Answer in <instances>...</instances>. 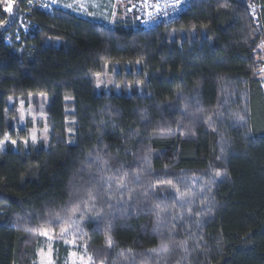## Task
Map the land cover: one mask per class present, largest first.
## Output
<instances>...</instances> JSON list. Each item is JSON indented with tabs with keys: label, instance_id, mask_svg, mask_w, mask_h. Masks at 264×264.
I'll list each match as a JSON object with an SVG mask.
<instances>
[{
	"label": "trees",
	"instance_id": "trees-1",
	"mask_svg": "<svg viewBox=\"0 0 264 264\" xmlns=\"http://www.w3.org/2000/svg\"><path fill=\"white\" fill-rule=\"evenodd\" d=\"M261 45L264 0L149 30L0 0V141L19 99L47 96L49 126L0 150V264H36L45 232L56 264L71 242L95 264H264ZM116 66L121 90L98 91Z\"/></svg>",
	"mask_w": 264,
	"mask_h": 264
},
{
	"label": "rangeland",
	"instance_id": "rangeland-1",
	"mask_svg": "<svg viewBox=\"0 0 264 264\" xmlns=\"http://www.w3.org/2000/svg\"><path fill=\"white\" fill-rule=\"evenodd\" d=\"M37 2L38 6L44 11L58 7L63 10H69L77 16L101 22L109 26L128 18L132 19V15L129 12L131 0H37ZM66 5H71V7H67ZM4 8L9 12H13L15 9L12 3L8 2L7 4L6 1H4ZM120 78L122 76L118 66L114 67L112 71L107 68L102 74L96 77L97 90L108 92L111 88H114L115 91H120L123 83H125ZM261 79L264 88V73H261ZM126 83V89H129L132 82ZM136 86L138 89H141L140 83H136ZM12 102L13 100L10 99L9 106L13 104ZM47 105L48 97L45 95L38 96L37 100H33L32 98H28L27 100L19 99L17 102V121L14 124L12 134L8 135L9 139L1 140L3 143L0 144V150H3L7 143H10L13 147L17 145V142H21L24 146L28 143L36 144L41 142L47 144L49 139ZM21 114H23V119H21ZM24 130L26 131L24 132V137H20V133ZM33 135H35V141L32 139ZM13 140L15 143H12ZM45 233L47 235L42 233L40 236V242L36 252V264H56L53 245L54 240L58 239V237L53 235V233ZM63 236L60 235L59 239H63ZM67 244L70 251L64 264H95L84 251H76L75 243L71 242Z\"/></svg>",
	"mask_w": 264,
	"mask_h": 264
},
{
	"label": "built area",
	"instance_id": "built-area-1",
	"mask_svg": "<svg viewBox=\"0 0 264 264\" xmlns=\"http://www.w3.org/2000/svg\"><path fill=\"white\" fill-rule=\"evenodd\" d=\"M126 1V0H124ZM193 0H131L129 12L135 25L149 30L159 24L178 21Z\"/></svg>",
	"mask_w": 264,
	"mask_h": 264
},
{
	"label": "snow or ice",
	"instance_id": "snow-or-ice-1",
	"mask_svg": "<svg viewBox=\"0 0 264 264\" xmlns=\"http://www.w3.org/2000/svg\"><path fill=\"white\" fill-rule=\"evenodd\" d=\"M176 2L179 3L180 0H176ZM66 6H67V7H71V5H66ZM260 47H264V45H261ZM260 72H261V73H264V68L260 69ZM98 86H99V85H98ZM21 119H23V114H21ZM241 119H242V117H241ZM4 139H5V140L9 139V137H8L7 134H5ZM32 139H33V141H35V135H33ZM2 143H3V141H0V144H2ZM12 143H15V141L13 140ZM215 175L219 176L220 173L217 172V173H215ZM74 210H75V209H74ZM73 225H74V222H73V224H70L69 227H72ZM43 234H44V235H47V233H43ZM151 251H156V250H155V249H152ZM89 259H90V258H89Z\"/></svg>",
	"mask_w": 264,
	"mask_h": 264
},
{
	"label": "crops",
	"instance_id": "crops-1",
	"mask_svg": "<svg viewBox=\"0 0 264 264\" xmlns=\"http://www.w3.org/2000/svg\"><path fill=\"white\" fill-rule=\"evenodd\" d=\"M58 8V7H57Z\"/></svg>",
	"mask_w": 264,
	"mask_h": 264
}]
</instances>
